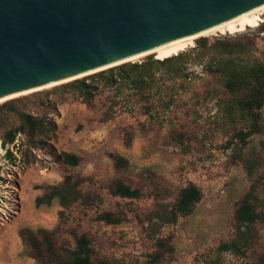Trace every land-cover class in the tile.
Instances as JSON below:
<instances>
[{"label":"rangeland","instance_id":"obj_1","mask_svg":"<svg viewBox=\"0 0 264 264\" xmlns=\"http://www.w3.org/2000/svg\"><path fill=\"white\" fill-rule=\"evenodd\" d=\"M202 37L210 43L216 38L252 43V54L264 60L262 23L242 32L194 39L193 45L183 50L192 52L186 71L194 73L193 79L164 75L163 80L143 90L128 85L121 89L103 87L91 105L67 94L58 104V114L46 107L27 105L29 110L48 111L55 117V145L61 151L78 154L80 162L66 169L43 150L39 154L50 160L47 166L24 165L30 171L25 181L33 202L31 207L25 204L28 222L24 227L56 229L58 245L71 248L75 247V235L86 233L96 263L144 264L155 249V241L146 230L145 215L157 202H175L180 189L193 183L202 190L203 197L191 214L180 216L177 222L161 229L159 234L171 238L175 251L158 264H255L264 258L262 223L256 225L257 235L244 254L218 250L234 237L236 210L253 180L241 156L254 151L264 158V107L262 132L243 142L237 133L246 123L226 113L224 105L231 96L222 76L212 71L207 57H195L201 48L198 39ZM148 55L157 58L153 53ZM148 55L124 62L141 61ZM63 83L36 91H52ZM59 94H52V98L60 97ZM5 152L0 139V186L12 185L15 172L18 168L23 170L21 163H9ZM113 153L128 160L122 171L116 170ZM257 171L264 174V166ZM67 172L83 179V190L90 196L88 202L73 204L65 209L63 217L59 214L63 208L56 201L36 207L32 195L41 194L45 184L60 182ZM116 179L141 189L142 196L114 195L110 187ZM259 197L258 209L264 210V184ZM104 213H113L121 221L107 223L99 218ZM12 244L8 239L1 263L38 264L25 254L23 241L14 253Z\"/></svg>","mask_w":264,"mask_h":264},{"label":"trees","instance_id":"obj_2","mask_svg":"<svg viewBox=\"0 0 264 264\" xmlns=\"http://www.w3.org/2000/svg\"><path fill=\"white\" fill-rule=\"evenodd\" d=\"M198 43L201 48L195 57H207L209 66L214 68L212 71L222 76L225 90L231 96L225 102V111L246 123L244 129L237 133L240 140L246 142L249 137L263 130L264 60L252 54V43H237L233 38H216L210 43L206 37H202L198 39ZM191 58L190 51H183L165 59L148 55L141 61L124 62L73 79L52 91H36L30 95L4 101L0 104V139L2 147L6 150L4 157L12 165L21 163L27 166L41 163L47 166L50 160L39 154V151L44 150L46 156L62 164L66 169L78 166L80 162L78 154L61 151L55 145L58 132L55 117L48 111L39 113L29 110L28 104L35 108L46 107L58 114V104L67 94H73L91 105L103 87L121 89L123 85H128L135 90H143L163 80L164 75L193 79L194 73L186 71V63ZM57 92L60 93V97L52 98V94ZM112 157L117 171H122L127 166L128 160L122 155L113 153ZM241 159L253 180L236 210L235 235L219 246L220 252L244 254L257 235L256 225L264 224V210L258 209L261 204L259 189L264 184V174L257 171L264 166V158L250 151L241 156ZM82 183L83 179L72 172H67L60 182L42 186L43 192L36 196L35 205L49 206L56 201L63 208L59 212L63 217L65 209L73 204L88 202L90 196L83 190ZM110 188L114 195L120 197L142 196L141 189L122 179L114 180ZM202 197V190L197 185L189 183L180 189L175 202L171 204L157 202L145 215L146 230L155 241V249L148 254L144 264H158L175 251L171 238L161 236L159 233L166 224L175 223L180 216L191 214ZM99 218L107 223L121 221V218L113 213L101 214ZM56 233V229L45 227L22 228L20 237L25 245V254L33 257L38 264H107L96 263L93 260L91 240L86 233L75 235L73 248L58 245ZM255 264H264V258Z\"/></svg>","mask_w":264,"mask_h":264},{"label":"water","instance_id":"obj_3","mask_svg":"<svg viewBox=\"0 0 264 264\" xmlns=\"http://www.w3.org/2000/svg\"><path fill=\"white\" fill-rule=\"evenodd\" d=\"M263 4L264 0H0V97L105 66Z\"/></svg>","mask_w":264,"mask_h":264},{"label":"bare ground","instance_id":"obj_4","mask_svg":"<svg viewBox=\"0 0 264 264\" xmlns=\"http://www.w3.org/2000/svg\"><path fill=\"white\" fill-rule=\"evenodd\" d=\"M262 14H264V4L254 9H251L249 11H246L238 16H235L229 20H226L222 23H219L217 25H214L212 27L199 31L197 33H194V34H191V35L179 38V39L172 40L170 42H167L162 45L156 46L154 48L148 49L146 51H143V52L134 54L132 56L123 58L121 60L112 62L105 66H101L96 69H92V70L86 71L84 73H81V74H78L72 77L61 79L56 82L48 83L46 85L36 87L30 90H24V91L16 92L13 94H9L7 96L0 97V102H3L11 97L33 92L35 90H38L44 87L54 86V85L63 83L65 81H68V80H71L77 77H81L88 73H92V72H95L101 69H105V68L114 66L118 63H122L124 61L140 58L148 54L153 53L156 55L158 59H165L172 55H176L180 53L181 51L185 50L188 46L193 45L194 39H196L197 37L204 36V35H217V34H227V33L233 34V33L245 31L249 27H259L262 25V23H264V18L262 17Z\"/></svg>","mask_w":264,"mask_h":264},{"label":"crops","instance_id":"obj_5","mask_svg":"<svg viewBox=\"0 0 264 264\" xmlns=\"http://www.w3.org/2000/svg\"><path fill=\"white\" fill-rule=\"evenodd\" d=\"M21 166L23 170L18 168V171L15 172L16 179L13 180L12 185L0 186V261L5 257L8 239L13 243L11 247L13 253L22 244L20 230L28 222L25 218V204L27 203L29 207L33 205L27 192L29 183L25 181L29 177L30 171L23 164ZM37 195V193L32 195L34 202ZM0 264L6 263L0 262Z\"/></svg>","mask_w":264,"mask_h":264},{"label":"built area","instance_id":"obj_6","mask_svg":"<svg viewBox=\"0 0 264 264\" xmlns=\"http://www.w3.org/2000/svg\"><path fill=\"white\" fill-rule=\"evenodd\" d=\"M192 73V72H191ZM191 77V76H190ZM190 79V78H189Z\"/></svg>","mask_w":264,"mask_h":264}]
</instances>
